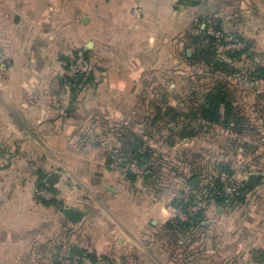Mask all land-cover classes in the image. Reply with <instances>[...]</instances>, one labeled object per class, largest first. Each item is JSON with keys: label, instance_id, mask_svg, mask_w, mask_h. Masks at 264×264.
<instances>
[{"label": "crops", "instance_id": "crops-1", "mask_svg": "<svg viewBox=\"0 0 264 264\" xmlns=\"http://www.w3.org/2000/svg\"><path fill=\"white\" fill-rule=\"evenodd\" d=\"M148 1L0 0V264H64L72 247L113 257L111 264H264V129L252 128L264 122L263 80L232 86L239 115L251 123L249 138H261L235 163L261 178L235 208L213 204L206 227L192 240L190 232L167 227L174 219L169 203L179 192L172 181L183 197L184 188H193L185 178L200 177L213 159L180 163L175 150L164 146L165 156L153 155L156 173L132 180L118 160L120 142L111 140L108 149V141L103 146L78 141L77 133H127L128 126L143 121L149 75L163 60L161 41L167 38L162 57L174 49L164 46L172 39L167 35L172 21L166 20L167 36L160 39L156 20L131 16L135 5L147 8ZM164 1L169 8L177 2L152 4ZM198 6L204 12L214 8L263 59L264 0H208ZM81 49L104 58L107 70H95V81L71 87L66 62ZM195 141H183L178 154L193 152ZM221 152L214 157L227 160ZM53 172L60 175L53 185L58 205L33 194L40 175ZM65 207L85 214L73 222Z\"/></svg>", "mask_w": 264, "mask_h": 264}, {"label": "rangeland", "instance_id": "rangeland-1", "mask_svg": "<svg viewBox=\"0 0 264 264\" xmlns=\"http://www.w3.org/2000/svg\"><path fill=\"white\" fill-rule=\"evenodd\" d=\"M154 0H149L147 3V8L143 7L142 5H135L131 10V16L135 19H141L148 17L149 19L156 20L155 25L158 28V25H162L158 30L159 31V36L160 39H164L165 33H163V29L167 26L166 20H170L173 22L172 25H169V32H167V35L169 33V37H172L171 41L164 44L166 47L165 50H169L172 48L173 52L171 53V56L166 57L167 54H164L162 57L163 53V42H166L165 40H162L160 43V53H161V59L162 62L160 63L158 70L152 74L149 75V82H151L152 86L149 87L150 90L146 92V95L143 97L145 99L144 105L141 107V117L145 124L141 125L140 127H135L134 125L132 129H138V131H143V133H152L155 136L156 141H159V144L164 141V139H173L175 141L174 146L172 150H175V153L178 154V148L182 145L184 139L180 135V133L184 131H189V125L192 127L196 128V130H199L198 135L196 136V149L193 150V152L187 153L183 152L180 150L178 156L177 154H173L174 158L177 159L178 162L180 163H186L190 162L192 159H200V157L203 156L205 158L206 156L210 157V159H213V162L210 163L211 165L208 166V170H205L201 173L200 182L205 181L206 174H210L215 170V166L217 162L220 163H228L226 161H229L232 163L233 167H235L238 163H235V161L240 160L242 163L245 158L243 157V152L249 151L252 149V147L259 144V141L261 138L255 139L257 142L252 140V138H249V133H251V127H247V123L239 124V125H218V124H204L203 121L200 119H194V118H187L185 117L186 113L190 112V106L196 101V99H193L194 95L192 94L193 89H198V96L200 97L201 93H203L205 90L209 89L212 85L215 84V77L209 76V75H203L201 72H199V66H191L189 65V61L184 58L183 53L187 49L190 50L192 53L194 51V45L191 40L192 35H196V33H200L204 29H207V32L210 34H213L217 37V43L216 47H220L222 44L227 45L231 38H239L236 36V31L235 27L232 25V23L229 22V24L223 23V30L219 31L216 30L214 27V20L213 16H215L214 13V8L210 10L209 12H204V10H198L195 8V6H183L180 5L176 7L177 2L175 5L172 7H168L167 1L160 2L159 6H155L152 4ZM178 1V0H177ZM199 7V6H197ZM197 11V12H196ZM201 12V13H200ZM204 16L208 15L210 18H208L204 22H197V18L199 16ZM231 19V18H230ZM231 21V20H230ZM165 22V23H164ZM166 24V25H165ZM207 25H209L207 27ZM155 26V27H156ZM165 34V35H164ZM238 34V33H237ZM166 35V36H167ZM239 35V34H238ZM175 39V40H174ZM173 40L175 41L173 43ZM226 50L224 51H217L219 57L226 58ZM79 52H83L85 56V50H78L76 51L73 56L66 62V69L64 72L65 75V80L66 83L73 85L69 82L72 79H69L68 76L66 75V70L67 66L71 64V62L77 57V54ZM170 55V54H169ZM85 58L89 61L90 59L95 61V67H97L96 70H101V71H106L107 66H106V60L102 57L96 56L95 54H90L88 57L85 56ZM8 60L5 59L4 62L8 64ZM90 62V61H89ZM238 68L244 67L246 64L243 62H235L234 64ZM105 69V70H104ZM91 71V70H90ZM89 71V72H90ZM89 72L85 73L83 78L86 76V74H89ZM80 75V74H79ZM78 75V76H79ZM78 76L75 78L76 81H78ZM82 78V79H83ZM95 81V80H94ZM79 82V81H78ZM153 94V96H151ZM152 97V98H151ZM176 100L177 105L174 106L176 107L177 112H183L182 115H180L177 120L173 121L171 116L174 114L173 112H170L169 114H165L168 106H170L171 102ZM173 106V105H171ZM158 107L161 110V117L159 120H156L153 122V119L156 118L158 112ZM92 125H96V123H92ZM115 125V124H114ZM113 125V126H114ZM95 126H93L94 128ZM169 127L173 128V131L169 129ZM108 128V127H107ZM115 128V127H114ZM116 128L121 129L120 126H116ZM254 130H256V133H261L264 129V123L260 122L257 123L255 127H252ZM110 129V128H109ZM123 133H77V138L79 143L81 144H90L94 145V143L98 144V146H103L104 143L108 141L109 144H107L106 148L110 149L111 147V140H115V142H118L119 137ZM251 139V140H250ZM189 141V139H186ZM263 140V139H262ZM166 143H164L165 145ZM164 145H161L164 147ZM167 148V144L165 145ZM176 147V148H175ZM163 148V149H165ZM216 151H222V154H225L228 156L226 158L227 160L223 159L221 160L219 157L215 158L214 154ZM159 153V152H158ZM203 153V154H202ZM205 153V155H204ZM213 154V155H212ZM155 157H157L155 155ZM159 158V157H158ZM163 160V157H161ZM234 161V163H233ZM229 163V164H230ZM214 164V165H213ZM228 165L227 168L230 166ZM219 166H222L223 168L225 165L221 164ZM244 169V168H243ZM182 170V169H181ZM246 168L244 169L245 172ZM127 171H130L127 168ZM131 172V171H130ZM134 173V172H132ZM187 173V172H186ZM136 175V174H135ZM137 177V176H136ZM142 178L145 177V175L140 176ZM161 179L165 177L164 173H159V176ZM198 184V186H199ZM54 184H47L46 186L51 189V191L54 193L53 198H47L46 200H58L60 198L59 193L51 186ZM44 186V185H43ZM172 186H175L176 190H178V198H181L179 193H181L180 189L181 186H177L175 181H172ZM197 186V187H198ZM38 186V184L33 187V194L36 198L37 197L34 193V190ZM186 190L185 195L183 196L184 198H188L189 195V188H184V191ZM40 199H45V198H40ZM171 199V202L169 204L176 205L174 200ZM195 200H198L195 199ZM53 205H56L52 203ZM195 204V203H194ZM192 204V206L194 205ZM177 206V205H176ZM211 209V208H210ZM214 212H216V209L214 208ZM191 237V240L196 238L193 237L192 235H188L189 239ZM91 251L86 250L79 254L73 255V259H69L71 256L70 251H66L65 254L62 257V261H64V264H78L77 261H75L76 257L79 255H84L86 259L89 261L86 263L84 260V263L86 264H92V261L90 260V257L88 256V253ZM195 254V252H194ZM99 256V255H98ZM104 255H100L98 262L102 264H111L112 258L113 257H108L109 259H104ZM196 257L198 255H195ZM69 257V258H68Z\"/></svg>", "mask_w": 264, "mask_h": 264}, {"label": "trees", "instance_id": "trees-1", "mask_svg": "<svg viewBox=\"0 0 264 264\" xmlns=\"http://www.w3.org/2000/svg\"><path fill=\"white\" fill-rule=\"evenodd\" d=\"M208 0H178L176 7L183 6H198L203 4ZM214 27L216 30H223V19L220 17L213 16ZM210 16L202 15L197 18V22H204ZM209 25H207L208 27ZM236 36L239 37L241 41L245 43V47L242 49L229 50L226 52V58L219 57L218 49L216 47L217 37L213 34L207 32V29H204L200 33H196V35H192L191 40L194 45V51L188 55L187 49L183 53L184 58L187 59L189 65L191 66H199V72L203 75H209L215 77V84L212 85L209 89L205 90L201 93L200 97L198 96V89H193L192 94L194 95L193 99L196 101L190 106V112L185 114L187 118L200 119L204 122V124H218V125H239L243 124L245 121L243 117L239 115V109L233 102V87H238L241 82L244 81H252L259 82L264 81V57L259 60V54H257L252 49V44L243 38L241 35L236 33ZM89 51L85 50V56L88 57ZM243 56L250 60L244 67L238 68L234 65L236 60H240ZM261 57V56H260ZM91 63V71L89 74L80 80L79 82L75 79L70 80L69 82L73 86H78L80 84H87L93 82L95 80L94 71L97 69L95 67V61L89 60ZM178 109L174 106H168V109L165 114H169L173 112L174 114L171 116L172 120L175 121L177 118L182 115L183 112H177ZM158 114L153 122L159 120L162 116L161 110L158 107ZM184 115V113H183ZM247 127L251 126V123L246 122ZM264 123V122H263ZM145 124L142 121L138 127ZM130 127V126H129ZM128 127V132L123 133L118 142L121 144L118 147V160H121V165H127L128 161L132 158L136 159L138 163L144 167L145 169V177H150L149 172L154 175L157 169L153 167V155L155 151L164 155V150L161 145L164 143L167 144L168 147H173L175 141L173 139H164L161 144L159 141H156L155 136L152 133H143V131H138V129H132ZM171 131H173L172 127H169ZM189 131H184L180 133L184 141L186 139L192 140V138H196L199 133V130L191 125H189ZM165 144V145H166ZM164 145V146H165ZM171 145V146H170ZM164 152V153H163ZM165 156V155H164ZM125 159V160H123ZM228 165H225L224 168H227ZM129 179H135L136 175L132 173V171H126ZM198 177V173H193L190 176L185 178V184L188 187L193 178ZM38 186L47 185L48 183L45 181V174H41L39 177ZM219 187V183L215 184ZM53 189L54 186H51ZM55 189V188H54ZM199 187L190 188V193L188 198L181 197L178 200L175 199L174 202L177 206H180L186 213L187 219L174 218L167 222V227L171 229L175 233H179L182 235H186V232H190V235L193 236L195 232H198L204 229L207 212L204 209L198 210L196 212H192L190 210L192 204L195 203V199H197V192ZM244 190L248 193L250 191L248 185L244 184ZM245 196L239 198L238 202L234 205H230L225 207L228 210H231L237 206L238 203L243 202ZM39 200L45 204H56L58 205V200ZM216 204L224 207L225 206V198L216 195L214 198ZM85 249H80L76 247H72L70 250V260L73 259V255L79 253H83ZM92 264H96L99 256L96 253L90 252L88 253ZM264 258V252L261 255ZM103 258L109 259L107 256H103ZM78 264H86L84 261H80Z\"/></svg>", "mask_w": 264, "mask_h": 264}, {"label": "built area", "instance_id": "built-area-1", "mask_svg": "<svg viewBox=\"0 0 264 264\" xmlns=\"http://www.w3.org/2000/svg\"><path fill=\"white\" fill-rule=\"evenodd\" d=\"M245 47V43L239 38H231L227 45L222 44L218 47V52L235 49H242ZM91 70V63L85 58L83 52H79L77 57L67 66L66 75L69 79H75L81 73H87ZM127 168L134 172L136 176L145 175V169L141 166L138 161L134 158L130 159L127 163ZM247 172H244L242 166L236 165L235 167L230 166L229 168H223L222 166H215V170L209 175L206 174V180L200 182L199 189L197 192L198 200H195V204L191 206L190 210L196 212L198 210L204 209L207 211L216 204L214 198L216 195L225 198V206L236 204L239 198L247 194L244 190V184L246 183ZM219 183V187L215 184ZM34 193L40 198H53L54 193L46 185L36 187ZM173 211V218L187 219L185 211L180 207L173 204L169 205ZM223 208V207H222ZM216 209V207H215ZM84 260L86 263L89 261L84 255H78L75 259L77 263Z\"/></svg>", "mask_w": 264, "mask_h": 264}, {"label": "water", "instance_id": "water-1", "mask_svg": "<svg viewBox=\"0 0 264 264\" xmlns=\"http://www.w3.org/2000/svg\"><path fill=\"white\" fill-rule=\"evenodd\" d=\"M191 52L190 50H188V55H190ZM84 76V73H81L79 76H78V81H80ZM125 160V159H123ZM59 173L58 172H53V173H50L48 175V177L46 178V182L48 184H56L59 180ZM261 178V174L260 173H250L246 179V184L249 186V187H252L254 186L258 180ZM199 181H200V178L199 177H195L193 178V180L191 181L190 183V186L193 187V188H196L199 184ZM60 203H62V201H60ZM65 212L66 214L68 215V217L70 218L71 221L73 222H79L83 215L85 214V212L80 209V208H73V207H65Z\"/></svg>", "mask_w": 264, "mask_h": 264}]
</instances>
